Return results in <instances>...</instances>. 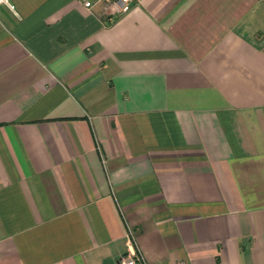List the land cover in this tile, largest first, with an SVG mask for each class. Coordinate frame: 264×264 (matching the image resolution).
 Here are the masks:
<instances>
[{
	"label": "crops",
	"instance_id": "crops-1",
	"mask_svg": "<svg viewBox=\"0 0 264 264\" xmlns=\"http://www.w3.org/2000/svg\"><path fill=\"white\" fill-rule=\"evenodd\" d=\"M12 3L0 264H264V0Z\"/></svg>",
	"mask_w": 264,
	"mask_h": 264
},
{
	"label": "built area",
	"instance_id": "built-area-1",
	"mask_svg": "<svg viewBox=\"0 0 264 264\" xmlns=\"http://www.w3.org/2000/svg\"><path fill=\"white\" fill-rule=\"evenodd\" d=\"M96 0H82L83 4L86 7H92ZM111 2L115 12L122 13L127 11L130 8L132 0H108ZM6 4L12 8H14V4L12 0H0V5ZM131 234L133 237L134 232L131 230ZM120 264H146L144 260V256L141 251L136 248L135 245L131 246L127 251L122 253L119 256ZM179 264H188L187 260L183 259L179 262Z\"/></svg>",
	"mask_w": 264,
	"mask_h": 264
}]
</instances>
